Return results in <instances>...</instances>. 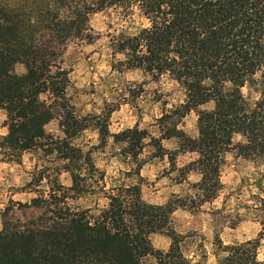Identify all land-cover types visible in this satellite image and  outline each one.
Listing matches in <instances>:
<instances>
[{
  "label": "trees",
  "instance_id": "16d2710c",
  "mask_svg": "<svg viewBox=\"0 0 264 264\" xmlns=\"http://www.w3.org/2000/svg\"><path fill=\"white\" fill-rule=\"evenodd\" d=\"M147 26L137 33L113 36L115 51L125 58L121 69H140L152 79L167 74L184 90L181 116L195 111L197 138L180 131L182 150L198 153L189 163L201 174L194 187L201 202L215 197L225 153L237 148L243 157L264 155V0H135ZM131 0H0V109L7 115L8 134L0 136L5 160L41 148L57 152L72 185L55 183L46 195L30 202H11L0 228V264H190L179 249L170 226L177 208L190 210L193 198H175L153 205L137 185L119 186L108 194L98 214L72 207L68 200L88 186L97 172L89 156L71 144L84 126L65 95L68 71L59 66L61 46L71 38H91L89 15L111 5L128 9ZM58 59V61H57ZM16 64L26 74L13 72ZM260 74L261 95L249 108L240 88ZM209 102L212 109L197 110ZM177 113L178 110H173ZM54 117L64 137L45 131ZM164 114L161 120H164ZM103 129L100 128L101 135ZM241 133L244 143L233 144ZM147 131L128 128L117 140L142 148ZM166 136H162L165 138ZM87 158H86V157ZM84 163V164H82ZM84 166V167H83ZM41 180V179H40ZM57 182V181H56ZM70 192H76L70 196ZM261 229L255 239L216 245L217 264H259L264 240V197L260 198ZM34 209L23 218H10L13 207ZM38 211V214L37 212ZM152 233L171 239L166 251L150 241Z\"/></svg>",
  "mask_w": 264,
  "mask_h": 264
},
{
  "label": "rangeland",
  "instance_id": "374dc122",
  "mask_svg": "<svg viewBox=\"0 0 264 264\" xmlns=\"http://www.w3.org/2000/svg\"><path fill=\"white\" fill-rule=\"evenodd\" d=\"M131 1L133 3L128 9L121 5H111L90 14L88 34L91 38H71L60 47L59 66L68 71L69 78L65 95L74 115L84 126L71 139V144L80 149L82 154L89 156L97 169L93 175L83 171L84 176L89 178L88 186L68 202L75 208L90 209L93 214H98L107 206V196L114 188L131 185L140 187V183L145 182L138 175L143 163L151 160L155 162L157 176L163 175L169 167L179 169L178 166L188 159L178 154L182 151L178 133L182 131L187 136L198 134L196 112L191 111L189 116L180 115L179 105L183 103L185 95L183 88L175 80L167 74L152 79L140 69H121L116 64L123 59H120L121 53H113V36L120 32L134 34L146 26L147 20L135 0ZM20 66L23 65L14 66L15 74ZM134 71H139L143 78L128 79L127 74ZM153 84L155 87H149ZM240 90L247 106L254 107L261 95L260 74L250 78ZM212 107L213 103L209 102L197 110ZM175 109L178 110L177 113L173 112ZM164 114L166 118L161 120ZM3 115L5 113L0 109V116ZM5 120L0 119V129L6 128ZM129 121H132L131 126ZM121 125L123 128L120 131H112L113 127L120 128ZM133 127L147 131L148 136L144 138L142 148L138 144L136 146V143L129 145L114 137ZM44 128L55 138L64 137L58 117L51 119ZM100 128L103 129L101 135ZM237 134L245 141L241 133H235L232 136L233 144L241 141L235 140ZM229 156L231 159H228ZM236 156H241L237 148L225 153L226 159L223 160L221 170L226 183L222 190L221 185L217 190L214 205L206 203L200 207L203 192H198L195 184L188 185L182 193L181 198H192L190 194H196V198L192 199L193 204L188 202V205L189 211L198 215L196 223H192L197 229L179 234L180 252L190 264H217L218 240L223 245L239 243L256 231L251 225H260V198L264 197V155L242 156L247 160L239 163L237 168L235 166L236 170H233L231 166L236 162ZM65 163L57 152L47 154L41 148L29 150L20 158L9 160H5L0 152V228L3 212L6 207L11 206V202L28 203L37 196L46 195L55 183L70 187L72 180L69 172L64 169ZM188 168L197 170L196 165H188L186 169ZM180 170L174 172L173 179L185 177ZM146 190L148 194L151 191ZM72 194L76 192L69 193L74 196ZM169 199L175 200V197ZM32 212H35L34 209L15 206L9 217L23 218ZM170 226L173 229L172 223ZM260 229L261 225L258 232ZM169 242L171 243L170 238ZM262 249L264 240L257 252L259 264H264V259H261L264 255ZM143 263L156 264V261L153 256H148L143 259Z\"/></svg>",
  "mask_w": 264,
  "mask_h": 264
},
{
  "label": "crops",
  "instance_id": "0c3cea01",
  "mask_svg": "<svg viewBox=\"0 0 264 264\" xmlns=\"http://www.w3.org/2000/svg\"><path fill=\"white\" fill-rule=\"evenodd\" d=\"M189 115L187 114V116ZM197 136L198 134L196 133L188 135V137H191V138H197ZM243 142L244 140H241L237 142V144L243 143ZM178 154L185 156L186 159H188L187 162L181 163V165L178 166L179 169L178 168L174 169L175 167L166 168L165 172H163L164 174L163 175L160 174V176L156 175L157 166L155 165V162H151L152 161L151 160L149 162L143 163V165L139 169L138 175L140 178H143L145 182H147V183L145 182L140 183L141 195L145 202L149 204H153V205L166 204L167 202H169L170 200L169 198L173 196L175 198H181L183 195L182 193L184 192L185 188L188 185L197 184L200 181L201 174L199 173V171H197L196 169H190V168L186 169L189 163L194 162L198 158V153L194 151L182 150V151H179ZM225 159L226 157L224 155V161ZM246 160L247 159L243 158L242 156H236V162L231 167L233 168V170H236L238 164ZM224 161L220 166V173H219V182L221 185V190L224 187V183H226V181L223 178L224 176L222 175V170H221L222 166L224 165ZM178 170H180L182 172L181 174L182 175L184 174L185 177L181 176L179 179H173L174 172H177ZM191 176H198L199 179H190ZM146 189H151V191H149V194L147 193ZM196 190L198 192H201L198 189ZM198 192H197V195H199ZM190 196L192 198H196L195 197L196 194H192V195L190 194ZM216 198L217 197L215 195L214 198L208 201H205V202L200 201V207H202L206 203L208 204L211 203L212 205H214V202H216ZM197 217L198 215H194L189 210H186L183 208L175 209L170 215V220H171V223L173 224L172 226L173 230L177 234L181 235V233H184L186 230L197 229V227L193 226L192 224L193 222L197 220ZM257 232L258 231H255V233ZM254 236H250L246 240L240 241L239 243L252 240L254 239L253 238ZM150 241L153 247L158 250H167L170 246L168 236L163 233H152L150 235Z\"/></svg>",
  "mask_w": 264,
  "mask_h": 264
},
{
  "label": "clouds",
  "instance_id": "9594fccd",
  "mask_svg": "<svg viewBox=\"0 0 264 264\" xmlns=\"http://www.w3.org/2000/svg\"><path fill=\"white\" fill-rule=\"evenodd\" d=\"M133 7L135 8L136 5H133ZM109 11H111V9H109ZM105 18H106V17H105ZM147 24H148V22L145 21V25H146V26H147ZM124 58H125V57H124L123 55L120 56V59H124ZM21 73H24V74L27 73V69L24 68L23 66H20V67L17 68V74L19 75V74H21ZM258 75H259V73H257V76H258ZM127 76H128V79H130V80H133V79H134V80H140V79L143 78V77H141L139 71L130 72V73L127 74ZM149 78H150V77H149ZM149 87H155V85H154V84H153V85H149ZM169 107H171V105H169ZM0 119H7V115L5 114V115H3V116H0ZM131 123H132V121H129V126H131ZM122 128H123V125H121L120 128L113 127V128H112V131H114V132H118V131H120ZM7 134H8V129H7V128H2V129H0V135H7ZM92 135L94 136L95 133H92ZM242 139H243L242 136H240L239 134H237L236 137H235V140H242ZM94 142H95V141H94ZM245 142H246V141H245ZM125 146H126V144H125ZM228 159H231V156H229ZM190 179H199V177H198V176H191ZM251 227H252L253 229H255L256 231H258L259 228H260V225H259V224H253V225H251ZM251 235L254 236V235H255V231H253V232L251 233ZM226 242H227V241H226ZM262 252H264V249H262ZM261 259H264V255L261 256Z\"/></svg>",
  "mask_w": 264,
  "mask_h": 264
}]
</instances>
